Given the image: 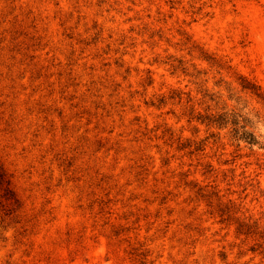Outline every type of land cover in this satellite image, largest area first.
I'll return each instance as SVG.
<instances>
[{
    "label": "rangeland",
    "instance_id": "rangeland-1",
    "mask_svg": "<svg viewBox=\"0 0 264 264\" xmlns=\"http://www.w3.org/2000/svg\"><path fill=\"white\" fill-rule=\"evenodd\" d=\"M242 80L264 0H0V264H264V148L197 120L264 141Z\"/></svg>",
    "mask_w": 264,
    "mask_h": 264
},
{
    "label": "trees",
    "instance_id": "trees-1",
    "mask_svg": "<svg viewBox=\"0 0 264 264\" xmlns=\"http://www.w3.org/2000/svg\"><path fill=\"white\" fill-rule=\"evenodd\" d=\"M241 91L249 93L250 95L255 96L257 99L261 100L264 104V94L260 91V88L252 83L242 80L240 83ZM197 120L201 124H205L207 127H216L218 129H226L231 127L230 138L234 142L239 143L243 142L252 146H258V148H264V141H261L258 136L254 134L253 131L247 129L248 126L251 127V123L245 117L235 113H212L206 116H199ZM195 150H200L199 147H196ZM256 223H240L238 226V232L243 233L249 236H258V238H264V229L263 231L258 230ZM254 252L255 249H252Z\"/></svg>",
    "mask_w": 264,
    "mask_h": 264
}]
</instances>
